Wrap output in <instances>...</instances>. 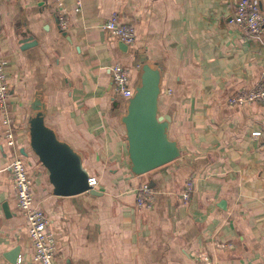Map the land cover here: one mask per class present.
<instances>
[{"label":"crops","instance_id":"obj_1","mask_svg":"<svg viewBox=\"0 0 264 264\" xmlns=\"http://www.w3.org/2000/svg\"><path fill=\"white\" fill-rule=\"evenodd\" d=\"M55 1L0 0L8 114L34 203L56 241L54 264H201L197 252L213 264H264V100L227 103L258 82L264 47L231 22L238 0H61L66 31ZM112 13L136 31L127 51L103 29ZM142 61L160 70L159 113L170 117L181 155L134 175L122 123L128 99L115 93L110 69L128 67L134 92ZM36 101L100 195L53 194L29 147ZM10 163L0 115V264H12L15 248V264H38ZM188 179L193 192L183 201ZM142 185L152 191L149 209L136 206Z\"/></svg>","mask_w":264,"mask_h":264},{"label":"water","instance_id":"obj_2","mask_svg":"<svg viewBox=\"0 0 264 264\" xmlns=\"http://www.w3.org/2000/svg\"><path fill=\"white\" fill-rule=\"evenodd\" d=\"M119 48L127 51L128 47L120 42ZM140 66L139 83L127 101L126 114L122 118L129 167L134 175H144L164 167L181 155L178 144L168 135L170 117L159 113L160 70L144 61L140 62ZM43 112L44 105L36 101L34 115L28 121L29 147L46 169L53 194L61 197L82 193L100 195L90 183L81 156L46 125ZM21 154L27 156L23 150ZM3 209L9 216L6 205H3ZM18 256L19 249L15 248L7 257L15 264Z\"/></svg>","mask_w":264,"mask_h":264},{"label":"built area","instance_id":"obj_3","mask_svg":"<svg viewBox=\"0 0 264 264\" xmlns=\"http://www.w3.org/2000/svg\"><path fill=\"white\" fill-rule=\"evenodd\" d=\"M58 23L61 31L68 28V17L61 0H56ZM231 22L248 38L258 41L264 47V15L257 0H238ZM109 34L124 45L132 46L136 40V31L130 25L119 22L118 14L112 13L103 25ZM6 61L0 59V115L3 127V136L6 147L11 156L10 178L17 198V207L25 220L28 235L34 247L33 260L38 264H54L56 256V241L49 232V220L43 211L34 203L32 183L27 173V165L23 160L17 141L12 118L8 114L9 85L5 73ZM112 84L115 93L130 99L133 91L130 88V69L121 64H115L110 69ZM171 94V90L166 91ZM264 100V70L258 82L243 88L233 96L228 97L229 106H244L256 101ZM255 137L258 134L254 135ZM90 183L95 187L94 181ZM193 192V185L188 179L180 195L183 201H187ZM152 191L148 185H142L136 194V206L139 209L151 208L150 198ZM195 261L201 264H213L212 259L205 252L193 254Z\"/></svg>","mask_w":264,"mask_h":264}]
</instances>
